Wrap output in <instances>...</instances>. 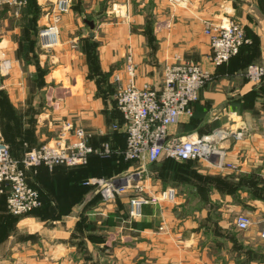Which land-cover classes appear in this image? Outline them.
Instances as JSON below:
<instances>
[{"label": "crops", "instance_id": "1", "mask_svg": "<svg viewBox=\"0 0 264 264\" xmlns=\"http://www.w3.org/2000/svg\"><path fill=\"white\" fill-rule=\"evenodd\" d=\"M45 1H40L41 9ZM224 16L241 24L248 42L226 63L228 69L214 71L217 78H232L222 79L220 87L200 90L192 106L200 123L193 134L242 124L241 139L219 144L223 162L231 167L202 160L166 163V187L175 190V198L158 208H143L134 221L131 245L124 240L95 245L93 213L83 191L75 196L61 190V196L44 194L43 203L68 206L56 209L60 224L47 225L50 218L43 215L39 220L34 214L9 218V223L6 219L0 264H264V238L259 235L264 219V85L240 78L246 64L264 65V0H71L59 24L60 45L46 77L50 85L41 87L37 102L31 101L29 76L34 70L23 67L29 56L12 50L7 56L11 74L0 81V110L41 108V125L47 122L54 129L66 118L91 133L93 146L108 141L120 150L125 143L114 102V75L122 72L127 51L133 54L137 84L156 85L164 64L174 57L208 65L205 22ZM45 21L41 16V25ZM7 39V46L15 49L17 44ZM216 107L231 112L230 117H224V111L212 120L209 113ZM8 117L0 112V129L2 123L8 125ZM47 138L41 133V139ZM9 146L14 155L24 149ZM109 159L93 155L83 167L88 172L119 160L116 155ZM158 184L151 186L156 189ZM233 213H244L254 222L248 229H237ZM160 221L165 222L163 231H158ZM108 253H114L112 260Z\"/></svg>", "mask_w": 264, "mask_h": 264}, {"label": "rangeland", "instance_id": "2", "mask_svg": "<svg viewBox=\"0 0 264 264\" xmlns=\"http://www.w3.org/2000/svg\"><path fill=\"white\" fill-rule=\"evenodd\" d=\"M18 1L20 2L23 1V2L19 6L0 5V76H1L0 81L2 79H5L6 77H9V75L11 74L12 65L11 62L8 60L7 56L10 53H12V50L14 51V55L26 56V57L29 56V58H25L27 60L23 61V65H24L23 67L28 69L31 67L34 70L33 72H31L29 76L30 79L29 81H31V83L33 82L32 87L34 90V92L31 93L29 99L31 101L37 102V100L41 98V87L42 86L48 87L50 85L48 84V81H46V77L51 66L50 64L52 63L51 61L52 56H54L55 54V48H57L60 45L59 24L61 23L63 16L70 10L71 0H66L67 7L66 10L63 12L56 11L58 0H46L45 5L42 9L40 2L41 0L40 1L18 0ZM41 11L43 12L42 14ZM41 16L46 17V21L42 25H41ZM222 18L231 19L230 17L227 16H224ZM222 18H219V20ZM218 21H206L205 24L216 23ZM233 21L241 26V24L238 21L236 20ZM14 23L16 25V29H15L16 31L15 33H11L14 30L13 28H15ZM51 26H55L57 29V42L55 44H44V40H42L40 37L41 30ZM241 28L243 30L244 38L246 39V41L243 42V44H245L248 42V39L245 36L244 29L242 26ZM6 37H8V39L12 41L15 44V46L17 44L15 49L13 48L11 49L10 45L7 46V44L5 43L7 42ZM206 37L208 39V46H209V54L208 56H206V62L208 64L206 65L207 67L193 60L190 61L199 65L203 70L209 72V78L204 82L203 86L199 89L197 99L193 103H191L189 108L190 112L182 114L175 124L170 125L168 127L169 136L180 137V136L197 133L198 131L196 128L200 123L198 121V117H196V115H193L192 106L197 104L200 90L208 85H216L220 87V85H222L220 83L222 79L232 78V77L217 78L214 74V71L217 70L218 68L228 69L226 63H228L229 60L235 55L219 65L213 64L209 59V57L211 56L210 41L207 35ZM241 46L239 47V50ZM127 56L132 57V62L135 66V83L138 87H142L146 85L148 87H151L152 89L159 90L163 84V71H162V75L159 76L160 81L158 82V84L150 85L148 83H144L142 85H138L136 81V77H137L136 64L133 59V54L131 50L127 51L123 62V68L121 70L122 72H120V74L117 73L114 75V80L117 83L115 96H114L115 108L120 114L122 121L120 127L122 128L124 134H125L124 131L125 123L121 115V112L117 108V102H116V96L119 91V86L122 82H118L116 80V76H120L121 80L126 79L124 68L126 65ZM176 59L177 58L174 57L173 61L165 63L164 67L168 63L178 62L176 61ZM180 59L189 60L184 58H180ZM250 64H256V63L246 64L241 69V72H243L245 68ZM38 70H40V73L38 72ZM242 76L240 78H242V80H244L245 83L247 82L252 83L246 77L244 76L242 77ZM253 84L264 85L263 83H253ZM38 90H40V92H38ZM220 108L216 107L210 110L209 114H212V120H215L217 116L221 113H224V111H225L224 117L226 118L228 116L230 117L231 112ZM41 111L43 112L44 110L36 107H29L28 109H24V110H19V109L0 110V112H3L4 117H6V114L9 115L7 119V121L9 120L8 125H2L4 123L1 122L2 123L1 127L3 130L0 129V142H3L8 146L10 155L14 160L18 162V167L23 173L25 183L28 185V187L36 191L40 202V204L36 208L30 211L21 214L11 213L7 208V195L9 193L10 188L8 184L1 186L0 233H4L6 230L4 225L6 219L8 221V222L6 221V223H9L10 220L9 218H19L31 214L36 215V217H38L39 220H41V217H43V215L50 218V220L46 221L47 225L53 224V222H57L59 225L60 220L56 215L57 214L56 209H59L58 212H60L61 211L60 209H66L68 206L65 204L49 205L43 203V195L51 194L52 196H56L59 194V196H61L62 195L61 192H67L69 193V195L75 196L76 194H79L80 191H83L82 197L85 201L90 202V211H92L93 213V230L95 235L94 236L95 245L104 244L106 242L107 244L110 245H118L120 244L119 242L121 240H124L126 245L133 244V239H132L133 235H131V233L134 228V221L139 219V217L143 214V208L146 205H153L158 208V206H160L162 203L171 202L174 199L171 201H160L156 204H145L141 208L140 215L136 217H134L131 214L130 199L134 196H137V194L139 195L145 194L148 196L149 194H157L161 190L170 188V187H166L167 184L165 183L166 182L165 165L166 163L170 164V162L172 161L174 162H181V161L175 159L171 161L166 159L169 157L161 156L154 162H147L143 165L145 172L143 173V177L140 180V183L138 182V186H135V183L130 182L129 185L130 187L120 190L118 189L117 192L113 193L112 197L108 199H104L101 192L103 189L102 185L98 183H91L92 179L93 180L112 179L113 177L115 178L122 176L127 177L130 174H133L134 171H137V168L142 166L140 162H137L134 159L126 158L125 156L122 155V152L124 151L126 145V134H125L124 148L122 147V149L120 150L115 149L108 141H103L99 145L93 146L89 142V136L91 135V133L88 132L87 129H85L84 127L75 125L71 120L62 118L59 122H57V124L55 123L56 126L54 129L51 128V126L48 125L47 122H43L41 125ZM22 113L24 116L23 120H22ZM117 126L118 125H113L112 127L116 128ZM240 126H242V124L235 126L233 124H230L228 126L227 125L220 126L217 129L227 130L230 132L232 131L238 132L239 136L240 134L243 136L242 133L243 131L240 129ZM77 129L83 130L84 134L86 135V143L97 151V153H93L88 157L86 163L76 164V165H66V164H54V163L48 164L41 162L39 164L28 165V166L24 164L23 161L25 158L24 156L25 153H27L28 151L38 149L43 145H49V144L54 145L56 140L63 135L66 138L65 142H68L70 138L74 137V133ZM188 129L192 131L196 130V132H188L189 131ZM41 133L46 134L48 138L45 140L41 139ZM21 137L24 139V141L19 142L18 138ZM228 139L236 140L238 138L234 137L233 135H230L221 139L217 144V147L219 148L220 151H222V149L219 144L222 141ZM11 143H13L15 147L19 149L18 151L22 150L21 147H24L21 155L12 154L11 148L9 146V144ZM105 144H107L109 153H107L106 155L100 154ZM112 154L121 155L122 159L117 160V162L115 161V163L112 162V164H110L109 161V163L106 164L104 167L94 166L92 170H89L88 172L87 170L85 171L83 166H85L89 162L91 156L96 155L99 157V159L101 158L102 160H104L110 158ZM192 160H201V159H192ZM188 161L191 160L188 159ZM221 164H223L222 166L231 167L230 164H226L223 162V155H222ZM151 166L152 168H150ZM117 168L118 170H116ZM118 171L120 172L118 173ZM263 172H262V190L264 192ZM73 179H75L74 181L75 183L74 185H71L70 182ZM157 182H159L158 184L159 187L153 189L151 185ZM74 186L77 187V189H75ZM237 215L236 213H233L231 218L232 219L234 217L236 218ZM233 224L235 225V221L233 222ZM163 230H165V222L160 221L158 225V231H163ZM113 255L114 253L113 254L110 253L108 255L109 260H112Z\"/></svg>", "mask_w": 264, "mask_h": 264}, {"label": "built area", "instance_id": "3", "mask_svg": "<svg viewBox=\"0 0 264 264\" xmlns=\"http://www.w3.org/2000/svg\"><path fill=\"white\" fill-rule=\"evenodd\" d=\"M23 2V1H22ZM18 0H0V5H20ZM67 1L58 0L56 11L66 10ZM204 33L208 36L211 47L209 59L215 65L227 61L236 55L239 47L246 39L238 23L231 19H220L216 23H206ZM40 37L44 44L57 42L55 26L41 30ZM176 61L165 65L163 84L159 90L146 85L138 87L135 83V66L132 57L127 56L124 72L126 79L122 82L116 96L117 108L121 112L125 127L126 145L122 155L140 162L142 166L127 177L112 179H92L91 183L102 185L104 199L113 196L118 189L130 187V182L138 186L145 172L143 165L154 162L161 156L175 160L201 159L215 165L221 164L222 153L217 147L218 142L230 135L241 138L238 132L215 129L204 135L189 134L185 136H169L168 127L175 124L184 113L190 112V105L197 99L198 91L209 78V72L190 60L176 57ZM252 83L264 84V66L248 65L241 73ZM65 136L58 138L54 145H43L25 153L24 164L34 165L41 162L76 165L86 163L88 157L97 153L86 143L83 130L77 129L74 137L65 142ZM109 153L107 144L100 154ZM264 182V172H263ZM8 184L7 208L11 213L21 214L36 208L40 202L38 194L24 181L18 162L10 155L8 146L0 142V188ZM1 191V189H0ZM175 197L173 188H166L157 194H143L130 199L131 214L136 217L145 204H156L160 201H171ZM237 229H247L253 220L240 213L235 218ZM259 235L264 238V219L259 225Z\"/></svg>", "mask_w": 264, "mask_h": 264}, {"label": "trees", "instance_id": "4", "mask_svg": "<svg viewBox=\"0 0 264 264\" xmlns=\"http://www.w3.org/2000/svg\"><path fill=\"white\" fill-rule=\"evenodd\" d=\"M124 143H125V134H124ZM124 148V147H123ZM12 152V151H11ZM13 154V153H12ZM113 156H115V154H112V156H110V158L111 157H113ZM116 157H118L119 158V160H121L122 159V156L121 155H116ZM91 159V158H90ZM89 159V160H90ZM107 159H109V158H107ZM107 159H104V160H107ZM166 159H169V160H174V159H172V158H166ZM184 161H188V160H184ZM184 161H181V162H184Z\"/></svg>", "mask_w": 264, "mask_h": 264}]
</instances>
